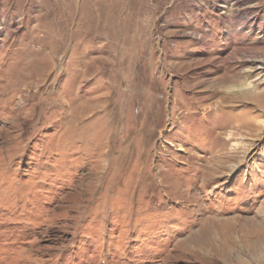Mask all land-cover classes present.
<instances>
[{"label":"rangeland","instance_id":"obj_1","mask_svg":"<svg viewBox=\"0 0 264 264\" xmlns=\"http://www.w3.org/2000/svg\"><path fill=\"white\" fill-rule=\"evenodd\" d=\"M0 264H264V0H0Z\"/></svg>","mask_w":264,"mask_h":264},{"label":"bare ground","instance_id":"obj_2","mask_svg":"<svg viewBox=\"0 0 264 264\" xmlns=\"http://www.w3.org/2000/svg\"><path fill=\"white\" fill-rule=\"evenodd\" d=\"M54 1V3L56 4V6L59 4V1H61V0H53ZM72 2V1H71ZM98 5V4H97ZM59 10V9H58ZM99 10V9H98ZM98 10H95V11H98ZM95 13V12H94ZM96 13H98V12H96ZM59 12H57V11H55V12H49V13H47L46 14V17H45V20L47 21V23H48V18H51V17H59ZM100 15V14H99ZM98 16V15H97ZM85 18V17H84ZM99 18H101V17H99ZM58 19H60V18H58ZM97 19V18H96ZM103 19V18H102ZM60 25V24H59ZM56 27V26H55ZM58 27V26H57ZM90 27V26H89ZM57 29V28H56ZM89 30V29H88ZM56 31V30H55ZM90 32V31H89ZM45 36H47L46 38L48 39V38H50V37H52L53 36V32H51V34L50 35H47V33H45L44 34ZM43 37V36H42ZM44 38V37H43ZM217 93V92H216Z\"/></svg>","mask_w":264,"mask_h":264}]
</instances>
